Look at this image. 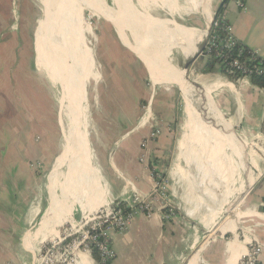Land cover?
<instances>
[{
  "label": "crops",
  "instance_id": "crops-1",
  "mask_svg": "<svg viewBox=\"0 0 264 264\" xmlns=\"http://www.w3.org/2000/svg\"><path fill=\"white\" fill-rule=\"evenodd\" d=\"M160 1L161 5L138 2L143 13L130 6V19L147 37L153 35L154 27L164 49L158 43L154 48L164 50L169 58L161 67L153 66L145 45L133 36L119 39L135 56L132 47L153 86L147 100L150 119L113 122L121 123L116 126L118 136L106 144L105 127L102 121H95L90 134L93 143H98L99 154L89 158L94 166L88 168V186L86 180L80 185L76 180L82 158L66 138L63 153L35 200L20 201L15 210L12 203L0 202V264H33L42 244L56 239L67 219L93 214L114 202L128 206L133 195L148 197L153 189L150 170L166 178L167 202L175 210L174 217L162 220L163 204L152 198L150 217L138 214L123 233L110 231L115 259L108 264H240L252 245L261 246L258 264H264V84L232 81L217 67L205 72L202 57L191 63L188 79L208 93L203 97L217 124L229 127L231 134L234 131L241 161L220 133L216 151L207 150L205 138L194 132L191 118L196 116L194 111L202 116L185 97L186 117L180 120L176 81L178 70L201 47L209 20L222 0H204V5L194 9L187 0ZM237 1L227 0L222 14L238 43L264 58V0H243V12L236 7ZM158 52L155 57L162 59L164 55ZM156 129L160 135L147 141ZM77 142L82 144L79 137ZM142 143H146L144 149ZM224 146L229 155L219 154ZM142 153L147 156L143 163ZM62 168L63 174L59 172ZM77 264L97 263L92 254H80Z\"/></svg>",
  "mask_w": 264,
  "mask_h": 264
},
{
  "label": "rangeland",
  "instance_id": "rangeland-1",
  "mask_svg": "<svg viewBox=\"0 0 264 264\" xmlns=\"http://www.w3.org/2000/svg\"><path fill=\"white\" fill-rule=\"evenodd\" d=\"M127 1L141 13L138 2L161 5L160 0ZM187 2L193 9L205 4ZM151 32L149 37L164 49L154 27ZM119 39L132 37L114 0H0V202L12 203L15 210L20 201L35 200L66 138L82 158L76 180L88 186V168L94 166L89 158L99 154L90 134L95 121L105 127L106 144L118 136L121 123L113 122L150 119L146 109L153 86L132 47L135 56ZM146 47V57L161 67L166 52ZM155 51L164 57H155ZM175 97L183 121L184 96L178 91ZM194 114V132L205 138L207 150L216 151L222 127ZM226 149L219 154L229 155Z\"/></svg>",
  "mask_w": 264,
  "mask_h": 264
},
{
  "label": "built area",
  "instance_id": "built-area-1",
  "mask_svg": "<svg viewBox=\"0 0 264 264\" xmlns=\"http://www.w3.org/2000/svg\"><path fill=\"white\" fill-rule=\"evenodd\" d=\"M236 7L243 12L244 1L238 0ZM222 9L214 20L213 16L209 20L207 40L201 57L217 61V69H221L227 78L232 77L230 79L232 81H253L254 79L264 81V58L257 51H251L238 43L233 35L232 27L222 14ZM149 107L148 104L147 114H149ZM158 135L160 130L156 129L147 141L154 140ZM145 146L146 143H142L143 149ZM146 157V154L142 153L140 162H145ZM262 176L264 177V169ZM150 177L153 180L151 194L145 198L133 195L129 200L127 213H123L121 209L113 210L111 207H106L93 214L82 215L79 219L73 217L67 219L61 226L60 235L42 244L33 264H77L80 254L88 255L93 252H96L99 264L110 263L115 259L110 231L123 233L128 222L138 214L150 217L154 212L152 198L158 199L163 204L162 220L168 221L173 218L175 210L167 202L166 178L154 170H150ZM261 251L260 245H252L240 264H258Z\"/></svg>",
  "mask_w": 264,
  "mask_h": 264
},
{
  "label": "bare ground",
  "instance_id": "bare-ground-1",
  "mask_svg": "<svg viewBox=\"0 0 264 264\" xmlns=\"http://www.w3.org/2000/svg\"><path fill=\"white\" fill-rule=\"evenodd\" d=\"M114 1L119 8L123 23L126 26L127 30L130 32L131 36H133L141 44L155 45L156 42L154 41V39H151L150 37H147L144 34H142L132 23V21L130 19V8L127 5L128 1L127 0H114ZM176 82H177V86H178L180 92L182 93V95L190 102V104H192L194 107L197 108V110L200 112V114L202 116V119L207 121V123L210 125L221 126V125L217 124V122L213 119L209 105L206 103L203 95H196L190 91L189 86L184 79V72L180 69L178 70ZM221 132H222L221 134L229 142V139L231 138L230 130L229 129L226 130L222 127ZM235 145L236 144H234V142H233V144H232L233 149H231V151L234 154H236L237 156L241 157V155L237 152Z\"/></svg>",
  "mask_w": 264,
  "mask_h": 264
},
{
  "label": "water",
  "instance_id": "water-1",
  "mask_svg": "<svg viewBox=\"0 0 264 264\" xmlns=\"http://www.w3.org/2000/svg\"><path fill=\"white\" fill-rule=\"evenodd\" d=\"M226 1L227 0H222V2L220 3V5L218 6L217 10L215 11V13L213 15V20L216 18V15L220 12V10L222 9V7L226 3ZM208 29L206 31L205 39H204L201 47L199 48V50L197 51V53L182 68V71L184 72V79H185L186 83L188 84V86H190L193 89L194 93L200 94V95H203V96H208V93L206 92V90L204 88L196 85L195 83L191 82L188 79V77H187V71H188V68L191 65V63L194 60H196L198 57H201L202 51L204 50V47H205V44H206ZM235 138H236L235 133L232 130L231 138L229 139V142H228V144H229L230 147L232 146ZM236 157H237L238 161L240 162L241 161V158L240 157L238 158V156H236ZM249 182H250V180H249ZM226 213L229 214V216H231L230 208H227L226 209Z\"/></svg>",
  "mask_w": 264,
  "mask_h": 264
},
{
  "label": "trees",
  "instance_id": "trees-1",
  "mask_svg": "<svg viewBox=\"0 0 264 264\" xmlns=\"http://www.w3.org/2000/svg\"><path fill=\"white\" fill-rule=\"evenodd\" d=\"M146 48L147 47L145 45V50L147 52L148 50ZM216 66H217V61H215L213 59H206V65H205L204 71L205 72L213 71L214 68H216ZM219 70L223 74L221 69H219ZM230 79H232V77ZM252 82H254L255 84H258V85H263L264 84V81L261 80V79H254ZM111 209H113V210L121 209L123 213H127L129 211V207L124 202H114L112 204V206H111ZM92 257L94 258L95 262L97 264H99V260H98L96 252H93Z\"/></svg>",
  "mask_w": 264,
  "mask_h": 264
}]
</instances>
